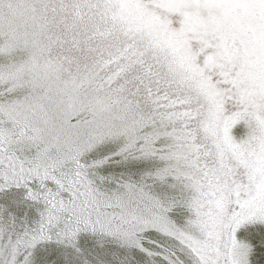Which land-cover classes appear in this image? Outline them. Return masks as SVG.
I'll use <instances>...</instances> for the list:
<instances>
[{"label":"snow or ice","instance_id":"1","mask_svg":"<svg viewBox=\"0 0 264 264\" xmlns=\"http://www.w3.org/2000/svg\"><path fill=\"white\" fill-rule=\"evenodd\" d=\"M0 264H264V0H0Z\"/></svg>","mask_w":264,"mask_h":264}]
</instances>
